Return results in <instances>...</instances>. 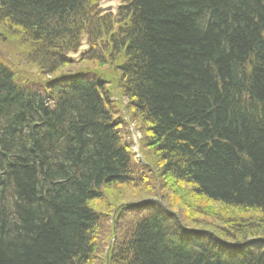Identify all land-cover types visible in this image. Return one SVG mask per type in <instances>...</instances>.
<instances>
[{"label": "trees", "instance_id": "obj_1", "mask_svg": "<svg viewBox=\"0 0 264 264\" xmlns=\"http://www.w3.org/2000/svg\"><path fill=\"white\" fill-rule=\"evenodd\" d=\"M101 2L0 0V264H264V0Z\"/></svg>", "mask_w": 264, "mask_h": 264}, {"label": "rangeland", "instance_id": "obj_2", "mask_svg": "<svg viewBox=\"0 0 264 264\" xmlns=\"http://www.w3.org/2000/svg\"><path fill=\"white\" fill-rule=\"evenodd\" d=\"M120 3H121V0H102L101 8L106 12L116 13L118 7L120 6ZM3 28H5V26L0 24V56H1L0 58L1 60L5 63L7 62V64L9 63L10 66H13L16 69V72L18 73L19 81H22L23 83L29 85L30 87L34 89H37V90L41 89L40 88V86H42L41 80L42 79L46 80L47 77H44L38 74V71L34 67L27 66L25 52L22 50L20 40L18 39L19 37L17 35L11 34L9 31H7L8 29L5 28L6 29L5 30ZM86 43L87 42L85 38L80 52L77 55L76 54L71 55L70 57L77 60L80 56V53H83L84 50L88 49ZM112 102L114 103L115 107H117L118 116H120L122 121H125L126 123L124 131L127 132V134L124 136V141L130 142L131 138L133 137V140L135 141V143H138L139 138H141V134L138 130L139 124L132 121V119H130V115L128 114V111H127L128 102L120 98L118 95L116 96L112 95ZM133 154L135 155L134 161L135 159H137L140 163H143V162L146 163L139 149L136 151V153H133ZM138 156H140V160L138 159ZM117 192H119V190H117L116 193ZM121 192H124V191H121ZM112 196H113V192H112ZM123 197H124L123 200L116 202L115 205H118V203H121V202L127 203L133 198L132 194H130L129 192H125ZM144 199L145 198H143L142 200ZM113 200H116L114 196H113Z\"/></svg>", "mask_w": 264, "mask_h": 264}]
</instances>
